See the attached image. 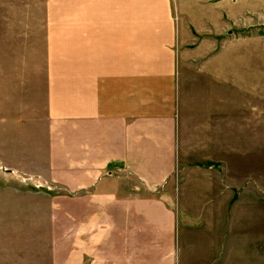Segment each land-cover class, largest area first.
<instances>
[{
    "label": "crops",
    "instance_id": "1",
    "mask_svg": "<svg viewBox=\"0 0 264 264\" xmlns=\"http://www.w3.org/2000/svg\"><path fill=\"white\" fill-rule=\"evenodd\" d=\"M67 1L75 11L43 21L49 92L35 156L60 191L43 192L20 224L19 263L177 264L181 214L164 190L181 135L188 125L223 135L227 103L242 104L253 73L229 74L222 49L188 47L195 36L176 26L170 0ZM187 109L204 116L190 125Z\"/></svg>",
    "mask_w": 264,
    "mask_h": 264
},
{
    "label": "rangeland",
    "instance_id": "2",
    "mask_svg": "<svg viewBox=\"0 0 264 264\" xmlns=\"http://www.w3.org/2000/svg\"><path fill=\"white\" fill-rule=\"evenodd\" d=\"M170 3L176 26L185 23L186 34L195 36L188 47L205 48L208 55L222 49L229 74H243L247 69L253 73L243 82L242 104L227 103L228 127L223 135L201 134L198 127L190 130L189 125L181 135L182 159L164 190L181 214L176 225L177 264H264V0ZM75 4L0 0L3 264H21L19 244L25 231L20 224L27 222L29 209L43 206V192L60 191L44 182L35 158L44 150L49 92L43 21L48 15L70 13ZM147 4L136 2L133 7ZM190 114V125L204 116L202 111L187 109L186 116ZM211 114L220 115L219 111ZM248 120L254 124L247 126Z\"/></svg>",
    "mask_w": 264,
    "mask_h": 264
}]
</instances>
